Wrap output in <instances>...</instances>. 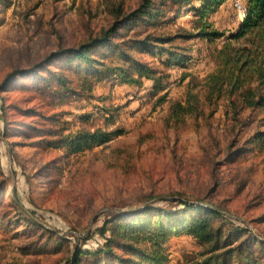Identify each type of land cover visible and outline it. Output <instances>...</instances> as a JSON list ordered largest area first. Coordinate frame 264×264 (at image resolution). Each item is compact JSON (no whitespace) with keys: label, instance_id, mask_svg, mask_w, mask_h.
I'll list each match as a JSON object with an SVG mask.
<instances>
[{"label":"rangeland","instance_id":"1","mask_svg":"<svg viewBox=\"0 0 264 264\" xmlns=\"http://www.w3.org/2000/svg\"><path fill=\"white\" fill-rule=\"evenodd\" d=\"M112 2L131 9L139 0H0V83L14 74L0 91V170L8 186L2 188L0 173V264H65L86 234L84 247L102 243L95 228L109 212H128L143 203L167 205L156 201L166 194L214 205L228 220V229H248L259 247L264 240V149L247 141L253 125L242 127L226 117L222 102L206 122L168 120L170 105L183 102L187 89L199 90L194 84L215 69L216 49L245 17L244 0H227L209 13L224 37L176 38L164 44L190 54L184 67L167 65L166 54L152 56L156 48L134 51L166 74V88L158 94L150 95L148 79L135 86L113 77L96 84L92 96L51 103L49 91L40 93L36 84L66 61L50 55L107 26ZM167 16L171 22L154 32L173 34L191 26V13ZM148 29L153 30L151 25ZM164 92L165 100L155 104ZM2 104L8 120L4 134ZM36 112L57 115L46 120ZM54 127L64 135L96 127H118L123 133L106 145L66 155L35 143L40 133ZM164 247L163 264H178L200 250L186 234L171 236Z\"/></svg>","mask_w":264,"mask_h":264},{"label":"trees","instance_id":"2","mask_svg":"<svg viewBox=\"0 0 264 264\" xmlns=\"http://www.w3.org/2000/svg\"><path fill=\"white\" fill-rule=\"evenodd\" d=\"M225 1L227 0H139L138 5L131 9H125L121 2H112L114 5L111 4L110 23L102 27L95 36L89 35L78 45L50 55V58L61 55L66 62L41 76L36 89L42 94L45 90L49 91L52 96L49 101L59 104L68 102L69 97L77 99L92 96L96 84L113 77L121 84L135 86H141L142 79L145 78L151 81L150 95H156L166 88V74H162L148 62L141 61L134 51L144 54L151 52V48H156L158 51L151 52L152 56L166 54L167 65L184 67L191 58L190 54L165 48L164 44H170L176 38L197 37L213 41L224 37L225 32L214 28L208 15ZM244 2L245 17L237 30L228 34L222 46L215 51V69L194 84V87L199 86V90L187 89L183 102L176 101L170 105L168 120L179 124L185 117H192L197 125L199 118L208 121L222 102L226 117L239 121L242 127L253 125L247 141L262 150L264 0ZM183 11L192 15L190 27H182L181 32L177 30L173 34L154 32L155 28L171 22L172 18L167 16L169 12ZM158 19L160 20L156 21ZM137 25L143 28L136 30ZM149 25L153 30L148 29ZM13 76L14 74L5 76L0 83V91L6 88ZM165 98L166 92L158 95L155 104H160ZM1 106L4 134L8 120L4 116L6 112L3 104ZM36 113L46 120L54 119L57 115ZM82 119L90 118L83 116ZM45 131L37 136L35 143L60 148L66 155L106 145L123 133V129L118 127L107 130L100 127L80 128L67 135L62 134L58 127ZM48 136L55 138L50 139ZM0 173L4 176V186L1 187L7 189L4 171L0 170ZM175 195L166 194L156 200L167 202V205L143 203L142 208L137 207L128 212H109L101 225L95 228L102 243L94 248L84 247L90 235L86 234L82 242L76 244L65 264H163L167 259L164 244L171 236L179 234L190 236L200 250L186 256L178 264H264V240H259V247H256L249 230L242 227L228 229V220L214 205L189 201ZM14 204H18L16 200ZM17 207L22 212L25 211L23 206ZM30 220L33 219H27ZM85 260L89 262L84 263Z\"/></svg>","mask_w":264,"mask_h":264}]
</instances>
